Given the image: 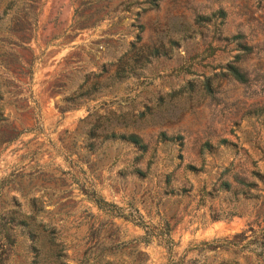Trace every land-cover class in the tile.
<instances>
[{
  "label": "rangeland",
  "instance_id": "374dc122",
  "mask_svg": "<svg viewBox=\"0 0 264 264\" xmlns=\"http://www.w3.org/2000/svg\"><path fill=\"white\" fill-rule=\"evenodd\" d=\"M154 3L0 0V219L66 264H264V0Z\"/></svg>",
  "mask_w": 264,
  "mask_h": 264
},
{
  "label": "trees",
  "instance_id": "16d2710c",
  "mask_svg": "<svg viewBox=\"0 0 264 264\" xmlns=\"http://www.w3.org/2000/svg\"><path fill=\"white\" fill-rule=\"evenodd\" d=\"M150 4H155V0H148ZM4 12V10H3ZM219 13L223 15V11L219 10ZM241 34H236L234 38H241ZM139 37L136 36V39ZM243 49H246V45H240ZM228 73L238 82H245V74L240 71L236 66L229 64L227 66ZM118 138L130 143L132 146L136 147L139 151L143 152L146 150V144L143 143L141 138L134 133L127 134H114L110 133L106 137ZM158 139L161 142H173L174 140H180L181 137L168 136L164 132L158 134ZM180 142V141H179ZM220 142H224L220 141ZM212 145L208 142H203L198 149L199 153H202L203 150H210ZM189 167V166H188ZM191 168V167H189ZM225 187H228V184L224 183ZM91 199L93 203L99 209H108L112 208L114 205L104 201L98 194L94 191H91ZM11 221H1L0 219V264H6V260L9 256V251L15 247L19 248L22 252L30 254L31 261L28 264H66L63 261L65 253L63 252V246L61 242L56 241L54 237L53 229H48L44 223L40 221H33L34 217L31 214L25 216L24 219H18L14 215H10ZM114 216L123 217L128 219L126 215L122 213H114ZM135 225L140 226L144 229V234L140 237L144 243L149 241L147 236L148 226L143 224L142 221H132ZM19 230V231H18ZM18 237H22V242L18 241ZM24 242H26L24 244ZM24 246V247H21ZM264 247V244L262 245ZM261 247V248H262ZM45 257L43 260H40V257Z\"/></svg>",
  "mask_w": 264,
  "mask_h": 264
}]
</instances>
